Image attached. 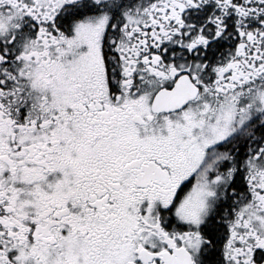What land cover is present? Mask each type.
<instances>
[{
  "label": "snow or ice",
  "instance_id": "1",
  "mask_svg": "<svg viewBox=\"0 0 264 264\" xmlns=\"http://www.w3.org/2000/svg\"><path fill=\"white\" fill-rule=\"evenodd\" d=\"M0 264H264V0H0Z\"/></svg>",
  "mask_w": 264,
  "mask_h": 264
}]
</instances>
